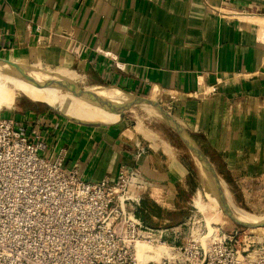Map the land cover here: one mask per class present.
<instances>
[{"label": "crops", "instance_id": "1", "mask_svg": "<svg viewBox=\"0 0 264 264\" xmlns=\"http://www.w3.org/2000/svg\"><path fill=\"white\" fill-rule=\"evenodd\" d=\"M7 66L131 98L107 90L119 97L55 105L66 115L31 100L0 114L86 181L140 172V211L156 228L186 234L191 169L162 131L132 119L133 98L167 107L226 155L225 168L264 172V0H0Z\"/></svg>", "mask_w": 264, "mask_h": 264}, {"label": "built area", "instance_id": "2", "mask_svg": "<svg viewBox=\"0 0 264 264\" xmlns=\"http://www.w3.org/2000/svg\"><path fill=\"white\" fill-rule=\"evenodd\" d=\"M46 150L0 114V264H264V242L252 230L229 234L193 212L188 244L170 245L179 231L138 215L140 172L86 181L64 166L63 152L51 159ZM139 243L148 248L143 258Z\"/></svg>", "mask_w": 264, "mask_h": 264}, {"label": "rangeland", "instance_id": "3", "mask_svg": "<svg viewBox=\"0 0 264 264\" xmlns=\"http://www.w3.org/2000/svg\"><path fill=\"white\" fill-rule=\"evenodd\" d=\"M6 69L7 71H9L7 73H9L10 75H14L16 77L24 79L35 87L40 88L47 97L51 98V100L53 98H56L55 96L57 94L60 95V93L70 94L73 95L75 99H79L81 93L89 91L88 88H86V84L80 81L75 82L79 90L75 92L68 91V84L66 81L55 78L51 72L47 71L44 68H41L40 70L43 72H48L50 75V78L46 80H44L43 75L33 77L29 69L24 71H17V69H12V67L9 66H7ZM0 84L12 89V94L10 97H0V102L9 98L6 102L0 105V109L3 108V106H9L12 103V106L21 108L24 107L25 103L29 102L30 100L33 102H37L38 104L48 105L53 108V106L50 105L43 96L34 91L35 99L30 97L23 89L17 86L19 85V82L7 77L6 75H3V73L1 72ZM99 97L101 98L103 96ZM104 97L111 98L110 96ZM135 105L136 106H133L132 109L133 112L130 113L132 119L139 123L149 125L154 129L162 131L164 135H166V139H170L171 142H174L175 145L178 146L181 151L182 157L187 161L188 166L191 169L190 180L187 182V189L189 191L186 193V195L182 196L183 202L180 204L181 206L186 207L183 213L191 210L193 211V213H197L199 217H202L205 220L210 219L212 224L221 227L225 232L229 234H232L235 231L241 233L246 230H252L253 234L259 236L257 239L261 242H264V226L261 225L259 227L257 226L254 228H250L249 224L236 216V213L230 206V204L233 203L237 208L245 212V214L250 215L255 221H261L259 222V224L263 223L264 172L262 175L248 177L246 174L247 169L244 164L236 169L229 170L225 168V154L214 152V149H212V147L207 143L204 137L199 135L192 136V134H189V136H192V140L197 141L196 144L199 145L197 146V148L201 152V157H197L196 154L182 140L175 126L163 119V114H165L175 120L173 115L170 114V111L167 109V107L160 106L159 108L158 106L154 105V102H151L148 99H138V103ZM147 105L153 107L163 117L160 118L154 115L148 110ZM55 111L59 112L58 110ZM61 114L66 115L64 113ZM134 117L136 118L134 119ZM208 174H211V176L213 177L215 185L219 189L221 194L224 195L223 197H217V199L211 198L212 193L210 192V185L208 183ZM229 202L231 203L229 204ZM146 221H149V224H146L150 227H156L154 226V223L158 224L159 220L153 221L152 217H148ZM186 229V234H181L180 239L175 240L171 235L166 238L167 242L170 245L176 244L178 247L186 246L188 244V239L190 236V224L186 226ZM141 245L143 248H141L142 250L138 251V253L139 257L143 258L148 248L145 244ZM156 254L152 253V257ZM176 254H178V252H176ZM171 264H184V261L183 259H177L175 261H171Z\"/></svg>", "mask_w": 264, "mask_h": 264}, {"label": "bare ground", "instance_id": "4", "mask_svg": "<svg viewBox=\"0 0 264 264\" xmlns=\"http://www.w3.org/2000/svg\"><path fill=\"white\" fill-rule=\"evenodd\" d=\"M0 72L1 73H3V75H6L7 77H9V78H12V79H14V80H16L17 82H19V85H17V86H19L21 89H23L30 97H32V98H34L35 97V93H34V91L35 92H37L38 94H40L41 96H43L45 99H46V101L50 104V105H52L56 110H58L59 112L60 111H62L63 112V110H61V109H59V108H57L55 105H59V104H62V103H64V102H66V101H69V100H78V99H75V97L73 96V95H62V94H60V95H56L55 97L56 98H53L52 100H51V98H49V97H47L45 94H44V92L43 91H41V89L40 88H37V87H35L34 85H32L31 83H29V82H27L26 80H24V79H21V78H19V77H16V76H14V75H10L9 73H7V72H9V71H7V70H0ZM13 82V81H12ZM16 84V83H15ZM18 87V88H19ZM103 88V87H102ZM106 88V89H105ZM103 90H96V91H87V92H83V93H81V95H80V98H79V100H81V99H88V98H90L91 97V95H92V93H97V94H99V96H110V97H119V94H117V93H110V92H108V91H113V92H119L124 98H127L128 100H131V98L130 97H128V96H126L125 94H123L122 92H120V91H118V90H115V89H113V88H110V87H105ZM20 89V90H21ZM33 90V91H32ZM108 90V91H107ZM12 94V89H10L9 87H6V86H4V85H2V84H0V97H8V96H10ZM63 94H65V93H63ZM27 95V96H28ZM75 95V94H74ZM58 96V97H57ZM78 96V95H77ZM35 99V98H34ZM147 108H148V110L150 111V112H152L154 115H156V116H158V117H163L157 110H155L153 107H151V106H149V105H147ZM205 168H206V166H205ZM209 173V172H208ZM208 183H209V185H210V192L212 193L211 194V197L213 198V199H217V197H223L224 195L223 194H221V192L219 191V189L216 187V185H215V182H214V179H213V177L211 176V174H208ZM231 202H229V204H230ZM230 206L233 208V210H234V212L236 213V216L238 217V218H240L241 220H243V221H245V222H250V223H252V224H254L252 227L254 228V227H259V226H261L260 224H259V222H261V221H259V220H257V221H255L250 215H247V214H245V212H243V211H241L239 208H237L233 203H231L230 204ZM256 223H258V224H256ZM256 224V225H255ZM141 244H143V243H139L138 244V251H141L142 249L141 248H143L142 247V245ZM139 245H140V247H139ZM138 255H139V253H138Z\"/></svg>", "mask_w": 264, "mask_h": 264}, {"label": "water", "instance_id": "5", "mask_svg": "<svg viewBox=\"0 0 264 264\" xmlns=\"http://www.w3.org/2000/svg\"><path fill=\"white\" fill-rule=\"evenodd\" d=\"M67 90L70 91V92H75L77 90H79L77 88V86L75 84H70V85H67ZM81 91V90H80ZM93 95H91L90 99H89V102H93L95 100H98L100 97H99V94L97 93H92ZM133 103L134 104H137L138 103V98H133ZM163 119L165 121H167L168 123L172 124L173 126H175L177 132L179 133V135L181 136L182 140L185 142V144L196 154L197 157H201V152L198 150L197 148V145L194 143V141L192 140V138L189 136V134L175 121L173 120L172 118H170L169 116L163 114ZM224 201V200H222ZM247 224L250 225V228L254 225L250 222H246ZM256 225V224H255ZM260 225L264 226V222L263 223H260Z\"/></svg>", "mask_w": 264, "mask_h": 264}, {"label": "trees", "instance_id": "6", "mask_svg": "<svg viewBox=\"0 0 264 264\" xmlns=\"http://www.w3.org/2000/svg\"><path fill=\"white\" fill-rule=\"evenodd\" d=\"M143 203V202H142ZM142 203H141V205H142ZM138 215H139V217H141L142 219H144V221L146 222V223H148L147 221H146V219L148 218L146 215H144V213H142L141 211H140V209H139V213H138ZM149 224V223H148Z\"/></svg>", "mask_w": 264, "mask_h": 264}]
</instances>
